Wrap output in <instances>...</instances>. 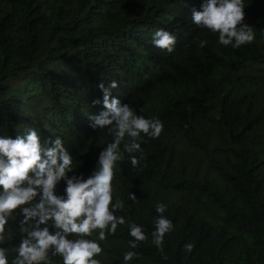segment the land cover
I'll list each match as a JSON object with an SVG mask.
<instances>
[{"label":"clouds","instance_id":"9594fccd","mask_svg":"<svg viewBox=\"0 0 264 264\" xmlns=\"http://www.w3.org/2000/svg\"><path fill=\"white\" fill-rule=\"evenodd\" d=\"M120 1L128 7L134 2ZM138 3L133 38L125 40L115 30L105 45L117 53L106 70L80 45L71 47L69 61L57 68L94 80L92 103L81 87L74 90L82 104L73 109L54 100L58 94L39 105L20 96L12 111L18 117L16 128L0 130V264H123V259L127 264L138 256L135 251L123 259L114 254L106 245L110 237L113 242L130 239L132 249L142 243L149 264H169L170 258V264H195L203 254L209 260L219 248L226 250L224 227L231 221L248 222V192L229 196L227 155L221 153L229 165L219 173L220 153H210L203 137L217 140L219 131L242 132L232 120L230 104H249L261 95L259 110L264 111L260 74L259 91L248 89L235 100L216 79L199 97L186 91L194 106L184 123L192 121L193 130L168 126L152 95L135 98L133 91L144 84L134 77L170 78L182 87L189 71L212 73L211 68L225 63L238 67L230 48L241 46L247 47L245 62L264 69V0H254L252 6L244 0ZM101 41L97 47L104 52ZM24 116L29 122L20 123ZM16 129L21 135H14ZM96 144L103 150L98 165L91 157L95 171L87 179L69 178L72 155ZM124 169L131 176L121 177ZM61 181H66L64 195H59ZM154 185L174 191L170 212L151 189ZM179 236L188 243L178 242ZM204 246L212 249L201 250Z\"/></svg>","mask_w":264,"mask_h":264},{"label":"trees","instance_id":"16d2710c","mask_svg":"<svg viewBox=\"0 0 264 264\" xmlns=\"http://www.w3.org/2000/svg\"><path fill=\"white\" fill-rule=\"evenodd\" d=\"M138 2L134 0L128 7L120 0H0V130L9 132L16 128L18 117L12 111L20 96L27 98L29 103L39 105L48 97L58 94L54 100H61L73 109L82 104L79 93L74 90L81 87L85 93L84 99L92 103L97 95L93 94L96 82L86 75L81 76L77 71L64 72L57 68L60 63L69 61L70 48L80 45L84 47L85 53H90L95 65L102 64L106 70L105 64L114 60L117 53L105 45L115 35V30L125 40L133 38L132 20L139 9ZM252 2L254 0H244L246 6H252ZM147 15L150 16L151 11ZM122 23L126 24L121 26ZM100 41L106 47L104 52L97 47ZM246 48H230L238 56V67L225 63L214 71L211 68L212 73H199L198 70L202 68L189 71L184 76L188 82L178 88L172 85L173 79L170 78L152 77L149 74L140 78L136 75L135 81L144 86L133 91L134 97L141 99L152 95L159 99L158 115L165 119L168 126L173 127L177 123L193 130L192 121L184 123L187 116L192 115L194 106L186 91L193 90L191 95L199 97L202 92H207L214 79L232 100L241 98L248 89L259 91L257 73L264 83V69L254 68L245 62ZM109 73L114 74L113 70H109ZM260 96L253 97L249 104L235 107L230 104L232 120L243 129L242 132L230 134L219 131L217 140L203 137L210 153L227 155L232 179L227 184L224 182L225 190L231 198H238L243 190L248 192L247 209L251 210V215L248 222L231 221L224 227L226 250L219 248L209 260H204L203 254L195 264H264V111L259 110L262 103ZM203 100L208 102L209 96ZM37 115L41 116L42 113L37 111ZM26 122L29 121L24 116L20 123ZM14 135L21 133L16 129ZM164 146L161 144V147ZM102 150L96 144L91 150L73 154V172L69 173V178L81 175L84 179L89 178L95 171L91 157L98 165ZM223 165L227 167L229 164L221 156L218 159L219 173L223 172ZM136 168L140 170V166ZM120 176H131V173L124 169ZM59 184V195H64L66 181ZM151 189L161 199L160 203L167 206L165 212H170L174 199L171 194L174 191L169 192L160 185H154ZM85 238L92 239L93 235ZM176 240L188 243L182 236ZM129 241L113 242L110 237L106 245L122 259L128 251L137 252L138 256L127 264H149L150 259L143 244L139 243L136 249H132ZM211 249L210 246H204L201 250ZM52 262L57 264L56 261ZM171 262L170 258L169 264ZM59 264H63V261Z\"/></svg>","mask_w":264,"mask_h":264}]
</instances>
